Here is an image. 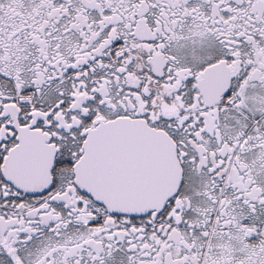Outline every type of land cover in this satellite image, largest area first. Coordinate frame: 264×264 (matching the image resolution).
Listing matches in <instances>:
<instances>
[{
    "label": "snow or ice",
    "instance_id": "obj_1",
    "mask_svg": "<svg viewBox=\"0 0 264 264\" xmlns=\"http://www.w3.org/2000/svg\"><path fill=\"white\" fill-rule=\"evenodd\" d=\"M0 264H264V0H0Z\"/></svg>",
    "mask_w": 264,
    "mask_h": 264
}]
</instances>
